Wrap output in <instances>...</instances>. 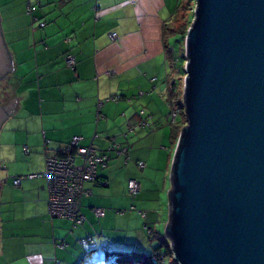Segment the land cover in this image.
<instances>
[{"label":"crops","instance_id":"1","mask_svg":"<svg viewBox=\"0 0 264 264\" xmlns=\"http://www.w3.org/2000/svg\"><path fill=\"white\" fill-rule=\"evenodd\" d=\"M31 2L37 21L28 14L27 0H0L4 37L14 62L2 102L18 100L17 111L0 129V264H91L100 243L107 244L103 248L109 253V245L122 247L130 233L131 242L133 233L137 238L147 234L150 244L151 236L163 241L157 231L169 218L175 148L171 131L157 141L160 129L168 125V79L175 77L164 41L165 26L174 14L166 11L168 0ZM112 34L118 38L111 39ZM68 55L75 58V69L68 67ZM142 90L148 92L142 96H147L146 107L135 101ZM143 110L147 127L140 126ZM130 126L148 132L142 141L146 149L141 151L139 145L133 153L147 164L139 168L147 170L141 199H132L128 191L129 180L137 179L130 162L135 147L128 142L135 133L129 132ZM74 137L83 139L81 146L94 141L101 152L110 148L112 139L131 147L129 158L111 154L108 167L86 183L91 194L82 201L85 222L77 227L70 220L51 218L47 181L28 177L44 173L46 155H60ZM18 178L21 183L15 186ZM137 199L147 216L131 210ZM126 207L129 211L120 210ZM95 208L104 215L97 218ZM134 212L140 221L128 217ZM85 239L87 244H79ZM114 253L121 264L130 263L125 250Z\"/></svg>","mask_w":264,"mask_h":264},{"label":"water","instance_id":"2","mask_svg":"<svg viewBox=\"0 0 264 264\" xmlns=\"http://www.w3.org/2000/svg\"><path fill=\"white\" fill-rule=\"evenodd\" d=\"M195 2L165 235L178 264H264V0ZM13 70L0 17V84Z\"/></svg>","mask_w":264,"mask_h":264},{"label":"built area","instance_id":"3","mask_svg":"<svg viewBox=\"0 0 264 264\" xmlns=\"http://www.w3.org/2000/svg\"><path fill=\"white\" fill-rule=\"evenodd\" d=\"M35 6L28 4V14L34 16ZM34 21L37 19L34 17ZM41 27L45 26V23L39 22ZM111 39L116 40L117 34H112ZM68 67L75 69L76 60L73 56L68 55L67 58ZM143 95V92H141ZM117 101V97L113 98ZM145 111L139 113L141 118L140 126L144 127L147 123L144 116ZM178 113L172 111L170 114L171 122H175ZM169 118V117H168ZM139 126V127H140ZM137 127H129V132L133 133ZM98 138L96 135L93 140ZM81 137H74L70 144L64 146L60 155H46V169L45 172L39 175H29L28 177L33 179L36 177H42L47 181V190L49 194V214L52 219H67L70 220L74 226L83 225L85 222V216L82 213V201L84 197L91 194L85 188L86 183L94 181L98 177L100 170H105L110 161L112 155L126 156L128 158L130 147L119 144L112 139V144L106 152L99 151L94 146V141L90 146H81ZM50 141L46 140V150ZM139 167L145 168L146 165L143 162H139ZM21 178L15 180L14 185L19 186ZM141 184L136 179H131L128 182V191L132 199H136L141 193ZM132 211L136 210V207L131 208ZM94 213L97 218L104 215L103 209L95 208ZM143 216H147L146 213H141ZM79 244H85L86 240H79ZM66 243L60 244V247H66Z\"/></svg>","mask_w":264,"mask_h":264},{"label":"rangeland","instance_id":"4","mask_svg":"<svg viewBox=\"0 0 264 264\" xmlns=\"http://www.w3.org/2000/svg\"><path fill=\"white\" fill-rule=\"evenodd\" d=\"M179 1L180 0H168L169 8L167 7L168 10H166L168 14H172L173 12L176 11V8L178 6ZM36 24H38V23H36ZM180 36L181 35H178V33H177V34H173V35H167L165 37V39H164L165 42H166V44H168V47L170 49H172L173 51H175L176 56L178 55V64H177V66H179V68H178V71H175V77L178 78L179 81H180V78H181L180 77V74H181V70H182V67H181L182 65L181 64L185 61V52H184V58H182L181 44L179 43ZM167 59L169 61L168 64H169L170 68H172L171 65H170L171 62H172V59L171 58H167ZM173 66H175V65H173ZM174 69H175V67H174ZM8 81L9 80H3L1 82V85H0V102H2V100H5L7 98V93H9V90H8L9 89V86L7 84ZM137 92H138V94H137V96H135V98H138V99H135V101L141 102V106L142 107H144V106L146 107V100H145V98L147 96L146 97H142V96H145L146 93L148 95V92L147 91H143V90L142 91H137ZM141 92H143L144 95H142ZM181 100L183 101V93L181 95ZM9 126H10L9 123H7L6 124V127H5V130H8ZM139 128H141V127H139ZM170 129H171V127L169 125H167V124H166V126L162 127L160 129V132H159L158 140L157 141L158 142H160V141L162 142V137L165 136L164 134H168L171 131ZM162 131H163V133H162ZM147 133L148 132H146V130L144 132H142V133L141 132H135L134 134L130 135L129 140H128V142L130 144H133V146H135V147H133V150L131 152V160L130 159L129 160L131 162V165L134 168L135 175H136L137 179L141 183L139 181L138 182L141 185H144V182L143 181L145 180L144 177H145V173H147L146 172L147 170H142L141 171L137 167V165L135 163V160H138L139 161L140 159H143V158L141 156L138 157L137 154H133V153L139 151V145H141V147H142L141 151L144 150V149H146L145 148V144L142 141L146 137H148L147 136ZM126 142H127V139H126ZM3 144H4V136L1 139L0 151H2V149H3ZM143 160H145V159H143ZM132 166H131V168H132ZM142 189H144V188L142 187ZM142 195L143 194L140 193V195L138 197H140V199H141ZM138 201H139V199L136 200L135 206L137 208V211L140 212V213H142L144 211H140L141 209H139V208H141V207H139L140 205L137 203ZM129 208L126 207V209L125 208H122L120 210L122 212H126V211H129ZM134 213L135 214H132V215L128 214V217H130V218H131V216L132 217H136V220L137 221H140L141 218H139V217L136 216L137 215L136 212H134ZM140 213H138V214H140ZM128 217H127V219H128ZM157 232L160 233L162 239L165 242H167V244H168L169 243V240H168V238L165 235V228L164 229L158 228V231ZM133 234H134V236H133L134 237V240L132 242H131V240H132L131 239V233H130V236H124V240H125L124 242L125 243H122L123 244L122 247H117L116 248L115 243L113 245H109L110 246V250H109L110 252L109 253L106 252L104 250V248H103V246L106 247L107 244L105 245L104 243H102L103 245H101V243H100V245L98 246V248L95 249V251H94L93 258L91 259V264H121V262L119 260V257H115V256H117V254H115L114 252L117 253L118 251L122 252L123 250H125L126 253H128L130 255L137 254L136 252H146V255H151V253H153L154 249L157 248L161 244V240H155L153 244H150L148 242V236H147V234H144L145 237L143 235L140 236V238H137L136 233H133ZM104 240H106V239H103L102 241H104ZM104 242H107V241H104ZM129 243H130V245H129ZM162 250L166 254L167 249H166L165 246L162 248ZM112 254H115V256L112 255ZM120 254H121V258L125 257V256H123V254H125V253H120ZM129 264H135V263H129ZM164 264H178V263L174 260V258L171 259V258H168L167 257L166 258V262Z\"/></svg>","mask_w":264,"mask_h":264},{"label":"trees","instance_id":"5","mask_svg":"<svg viewBox=\"0 0 264 264\" xmlns=\"http://www.w3.org/2000/svg\"><path fill=\"white\" fill-rule=\"evenodd\" d=\"M28 4L33 5L31 0H27V8H28ZM195 5H196L195 0H180L178 3V6L176 8V11L173 14L171 22L168 23L164 29V39L167 35H173V34H177V33H178V35H181L179 43L181 44L182 58H184V52H185V38L187 36L188 29H189V27L193 21V18H194L193 14H194ZM30 17H31L32 21H34V19H33L34 16L33 17L30 16ZM165 47L167 50V58L172 59V62L170 64L172 67L171 69H172L173 73H175V71H178V68H179V66H177L178 55L176 56L175 51L170 49L168 47V44H166V42H165ZM185 64H186V61H184L181 64L182 70H181V74H180V77H181L180 81L176 77H172V78L168 79L167 100H168V103L170 105V111L167 115V122H168V125L171 127L170 130H171L172 138L174 139L173 141L175 143V145H174L175 148L173 151V157H174L175 149H176L179 137H180L181 130L186 125V116L184 113V105H183V101L181 100V95L183 93V88H184ZM173 65H175V66H173ZM174 67H175V69H174ZM143 95H144V93H143ZM172 111H176L178 113V115L175 119V122H171V120H170V114ZM142 117L145 118L144 116H142ZM147 126H148V123L144 127H147ZM135 130H134V132H135ZM130 152H131V147H130ZM130 152H129V154H130ZM125 158H127V157L125 156ZM128 158H129V156H128ZM139 162L145 163L144 161H137L136 165L138 166V168L145 169L147 167L146 163H145V165H146L145 168L139 167ZM85 240H86L85 244H87L89 242V239H85ZM150 240H151V242L154 243V241L159 240V238L151 236ZM82 245H84V244H82ZM164 246L167 249L166 254L162 250V248ZM167 257L172 259L173 255H172L169 243L167 244V242H165L163 240V241H161V244L157 248L154 249V251H153V253H151V255L146 256V255L134 254V255L129 256V262L135 263V264H164L166 262Z\"/></svg>","mask_w":264,"mask_h":264},{"label":"flooded vegetation","instance_id":"6","mask_svg":"<svg viewBox=\"0 0 264 264\" xmlns=\"http://www.w3.org/2000/svg\"><path fill=\"white\" fill-rule=\"evenodd\" d=\"M0 85H1V84H0ZM8 104H10V103L3 104V102H0V106H3V105L8 106Z\"/></svg>","mask_w":264,"mask_h":264}]
</instances>
